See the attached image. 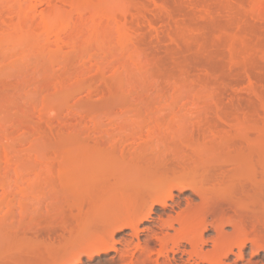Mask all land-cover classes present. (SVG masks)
<instances>
[{
	"label": "rangeland",
	"instance_id": "obj_1",
	"mask_svg": "<svg viewBox=\"0 0 264 264\" xmlns=\"http://www.w3.org/2000/svg\"><path fill=\"white\" fill-rule=\"evenodd\" d=\"M158 155L213 179L228 171L234 206L251 204L264 220V0H0V264L58 260L81 222L90 226ZM238 171L255 173L251 193ZM174 192L170 205L200 203L192 188ZM166 214L176 216L157 205L139 235L116 232L118 252L76 263L146 261L140 241L157 258L150 236L166 230ZM259 228L221 264H264ZM204 234L213 257L217 233ZM172 253L160 264H209Z\"/></svg>",
	"mask_w": 264,
	"mask_h": 264
},
{
	"label": "bare ground",
	"instance_id": "obj_2",
	"mask_svg": "<svg viewBox=\"0 0 264 264\" xmlns=\"http://www.w3.org/2000/svg\"><path fill=\"white\" fill-rule=\"evenodd\" d=\"M148 147L149 146H147V148ZM191 159H193V157ZM147 164H150V165H145L146 166V168H144L145 171L133 174V176L130 178L129 181L133 183V186L131 185L132 188L129 184L131 189H127V191L125 192L121 191L117 193L114 197V200L111 201L109 205L105 203L106 199L105 201H103L107 206V207L106 206H103V207L104 208L106 207L105 209L107 210L103 209V212L101 211L97 213L95 217L93 218V220L87 219L88 221L90 220V224L92 223L91 225L89 224L90 226H85L87 225V223L83 225V222H81L82 223L81 225L83 227L89 229L88 232L86 233L87 235L83 237L82 235H84L86 232V231L83 232L85 228H82L81 226V229H83L81 233L80 232L81 229L79 230V226H78V230L81 234V237L79 236L80 238H79L78 243H75L76 241L74 242L75 244L65 243L66 246L64 245L65 248L62 250V254L60 255L59 252H57V254H59L60 257L59 255L57 256V254L55 255L56 257H59L60 259L58 258L57 260L56 258L55 260V258H52V260H54V261H51L52 264H55L58 262L62 264H77L79 262H82L83 253L89 255V257L91 258L95 254L99 255L101 253H106L111 250L118 252V249L116 247V243L118 241L115 238L116 232L123 230L125 228H130L133 231V233L135 232L136 234L139 235L140 224L142 222L149 220V218H151L152 214L155 211V207L157 205L161 206L164 209H168L170 207L171 211L176 212V216L172 214H166L167 218L165 219L161 218L162 222L160 225L162 229H166V230L175 229L176 224H178L180 227L176 229L175 234H169L168 232H165L166 230L162 231L161 235L155 234L154 237H152V235L150 234L151 235L150 239L151 238L156 239L159 242L158 244L160 246L159 248L157 247L158 249L156 248L157 258L155 259H153V257L152 258L150 257L152 255L151 254L152 249L151 250L149 249L150 246H148L149 244H146L147 241L145 242L146 244L145 246H144V243L142 246L140 244L141 243L140 241V243L136 245V248L142 249L140 250V252L141 251L144 252V250H148L146 251L147 253L145 252L146 257L144 256L145 257L144 260L146 261H141L143 264L146 263L150 259L153 261L156 260V263L160 264L159 257L161 256H163L162 258L166 257L169 260L170 259L169 252H173L174 254H176L177 252L178 253L182 252L183 255L187 253L189 254L188 256H190V258L198 257L200 261L202 262L203 261L208 262L209 264H221V261L223 260V258L226 257L229 252H233L234 247H238L239 250L242 251V249L247 244V242L252 241L253 243H255V240L257 239L258 232L260 229L259 225H261V223L264 224V220L261 221L259 219L258 214H257L259 211L256 212L252 208H250L251 204L245 203L246 206L241 205L242 207L241 206L237 207L238 205L237 203L239 201L238 202L236 201L234 202L236 203V205L234 206L233 200L234 201L236 200L234 199L236 197L234 196V192L231 194L228 192L230 196L226 195V192L229 186L226 181V179H229L227 178L229 176L227 173L228 171L226 170L225 172L220 171L222 173L219 174V177H217L218 176L217 174L216 177L213 179V176L207 175L206 173H204L206 167L203 173L199 174L198 172L200 171H197V170H199L200 165L197 167V166H193L194 163L190 164V163L181 162L178 160L176 162H169V160H167L166 158H163L160 155L156 156V159L154 162L147 163ZM237 174L241 175L243 178V179L242 178L239 179V186L242 188L243 191H246V189L248 188L246 192L248 194L251 193V191H249V186L251 185V183L254 184V181L251 179V176L252 174L255 176V173L253 171L252 173H247L245 171H238ZM258 176L257 178H259ZM186 188H192L195 191V193L199 195L201 199L199 205H197L199 206V209L196 205H192L189 199L187 201V204H185L186 206L184 208L182 207V204L180 202H177L176 205L169 204V200L174 201L175 189H180L182 191ZM262 191L260 195L263 194ZM250 196L254 198L255 195L250 194ZM97 206H99V203ZM175 207H178L179 210L176 211ZM229 212H232L233 214L230 215ZM197 216H199L198 218L200 220V223H199L200 231H198L199 233H197L195 230V232L197 233L195 234L189 230L188 226L190 225V221H192L191 219L193 218L194 220H196L195 218ZM209 216H213L214 220L212 219H211L212 221H209L210 219L207 220ZM199 220L197 222H199ZM193 223L196 224L195 222ZM229 224H232L234 228L231 235L226 234L224 232L225 226ZM75 227L77 228V225ZM210 227H212V229L215 230V232L217 233L216 235L219 239V240H215L214 238L212 240L214 243L213 247L216 248L215 251L217 250L216 254L215 253L214 255L212 254L213 257H211V254L208 255V253H205V251L204 252L202 251V246L208 242V239L205 238L204 233L208 231ZM74 228H71V229H74ZM76 233L78 232L76 231ZM76 233L74 234V233L69 232V235H68L69 238L72 239L73 241L76 240L78 238V236H76L75 238V235H77ZM136 234L135 235L133 234V235L137 236ZM183 241L186 243H189L191 245L190 247H192V250L191 249L181 250V245H182L181 243ZM64 242H67V241H64ZM257 246L259 247V245ZM149 250H150V253H149ZM123 251L122 253H120L121 251L119 253L125 258L129 254H127V251L126 252L125 251L123 252ZM148 253L150 254V256L147 255ZM229 254H232V253H229ZM240 254L242 255L241 252ZM175 258L176 257L174 256L173 259L171 260L172 261L177 260ZM190 258L188 259V261L190 260ZM73 259L76 261H73ZM130 259L133 260L134 258H130ZM136 259H137V264H140L141 262L139 261L142 258H140L139 260V258L137 257ZM67 260L68 262H64ZM151 260L149 262H151ZM133 262L130 260V263L135 264ZM48 264L50 263L48 262ZM151 264H154V263H151Z\"/></svg>",
	"mask_w": 264,
	"mask_h": 264
}]
</instances>
